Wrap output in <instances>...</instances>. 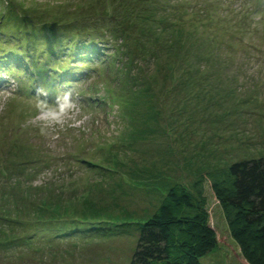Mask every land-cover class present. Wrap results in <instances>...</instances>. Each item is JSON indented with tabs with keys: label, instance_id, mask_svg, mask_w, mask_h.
<instances>
[{
	"label": "rangeland",
	"instance_id": "1",
	"mask_svg": "<svg viewBox=\"0 0 264 264\" xmlns=\"http://www.w3.org/2000/svg\"><path fill=\"white\" fill-rule=\"evenodd\" d=\"M1 55L0 264H131L199 181L248 264L210 186L264 156V0H0Z\"/></svg>",
	"mask_w": 264,
	"mask_h": 264
},
{
	"label": "trees",
	"instance_id": "2",
	"mask_svg": "<svg viewBox=\"0 0 264 264\" xmlns=\"http://www.w3.org/2000/svg\"><path fill=\"white\" fill-rule=\"evenodd\" d=\"M0 71L15 73L1 63ZM214 176L210 187L234 244L248 264H264V156L234 162ZM195 187L197 195L184 185L174 186L155 214L141 223L131 264H202L218 247L203 182Z\"/></svg>",
	"mask_w": 264,
	"mask_h": 264
},
{
	"label": "clouds",
	"instance_id": "3",
	"mask_svg": "<svg viewBox=\"0 0 264 264\" xmlns=\"http://www.w3.org/2000/svg\"><path fill=\"white\" fill-rule=\"evenodd\" d=\"M69 95H70V94H66V95H65V100H68ZM64 111H65V106H64V105H61V106H60V112H64ZM42 131H43V130H42Z\"/></svg>",
	"mask_w": 264,
	"mask_h": 264
}]
</instances>
